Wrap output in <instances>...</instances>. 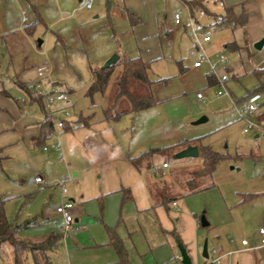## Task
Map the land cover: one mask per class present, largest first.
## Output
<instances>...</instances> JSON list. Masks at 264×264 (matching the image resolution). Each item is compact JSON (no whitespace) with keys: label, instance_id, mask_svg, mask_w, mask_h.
<instances>
[{"label":"rangeland","instance_id":"374dc122","mask_svg":"<svg viewBox=\"0 0 264 264\" xmlns=\"http://www.w3.org/2000/svg\"><path fill=\"white\" fill-rule=\"evenodd\" d=\"M184 1L189 0H111L108 16L105 0H93L91 9L82 8L78 0H0V89L8 95L0 94V99L18 110V99L28 98L17 84L31 83L39 70L47 69L55 88L69 93L67 108L72 117L87 119L75 130L46 141L47 152L29 148L31 173L5 174L0 168V181L23 189L5 195L4 206L8 222L21 225L19 240L40 243L56 230L59 184L66 189L67 198L74 199L72 205L85 208L79 226L100 230L104 236L98 222L102 199L132 184L137 175L128 159L166 149L151 153L144 161L150 171L145 172V182L154 206L163 202L162 198L179 203L177 211L175 205L158 206L170 226L177 228L181 214L193 220L195 234L200 244L207 241L208 250L228 240L238 246L241 239L259 243L257 231L264 227V91L259 93L252 114L243 111L248 96L264 85V46L254 49L264 37V18H253L247 26L233 30L223 24L210 34V44L199 48L188 35L189 27L184 28L188 21ZM31 5L40 18L35 19ZM203 6L208 15L199 25L218 19L226 5L220 0H203ZM124 7L138 15L139 24L132 25ZM176 14L180 24H175ZM24 16L27 22H23ZM35 21L26 33L23 27ZM231 41L237 46L232 51L223 45ZM113 55L149 63L146 75L153 83L143 92L151 96L153 105L132 112L129 103L120 101L106 112L117 88L119 65L112 68L104 93L89 94L92 70L100 69ZM220 55L228 61L227 69L216 64ZM202 57L216 64L215 79L227 75L223 84L227 95L217 96L222 90L217 82L208 85L206 63L193 68ZM196 94L202 98L197 99ZM246 121L254 125L248 133L244 132ZM53 142L60 155L51 149ZM187 142L207 146L223 156L210 178L198 180L199 187L213 186L192 194H188L186 182L191 172L201 167L202 155L174 158ZM180 143L184 144L178 146ZM163 161L168 169L154 176L151 172L160 169ZM36 173L44 184L33 183ZM145 204L149 206V201ZM203 219L207 227L201 226ZM182 227L191 236L184 220ZM164 234L174 246L170 233ZM196 254L192 263L204 264L201 252ZM251 254L255 264H264V247ZM49 256L51 264H88L98 257L85 248L69 252L63 239ZM0 264H15L7 244L0 245ZM21 264H33L31 254L27 252Z\"/></svg>","mask_w":264,"mask_h":264},{"label":"crops","instance_id":"0c3cea01","mask_svg":"<svg viewBox=\"0 0 264 264\" xmlns=\"http://www.w3.org/2000/svg\"><path fill=\"white\" fill-rule=\"evenodd\" d=\"M220 1H223L225 3L226 6H224V8L231 7L235 14H238L241 8H243V10L248 15L247 23L243 27L247 26L250 22H252L253 18L256 19L254 21H257L258 19L261 20V18L262 19L264 18V0H220ZM78 2L81 5V0ZM112 6L113 4L111 2V7ZM30 7L32 8V13L35 16V19L40 18L38 10L37 12L35 10L36 7L33 5H31ZM33 10H35V12H33ZM124 11L125 14L126 11L130 12L133 15L132 18L138 19V22L136 24L140 23V19L136 13L132 12L127 7H124ZM22 14L24 15L25 11H23ZM27 21L28 20L26 18V21L23 22H27ZM226 25H228V27L232 30L236 28H242V27H232L229 24ZM184 28L186 27L184 26ZM210 42H211V38L209 42L201 43L199 48H202V46L204 45L206 46L207 44H210ZM195 47L197 46L195 45ZM141 61L147 63L145 60L141 59ZM202 64L200 65V67L202 66ZM216 64H213V66L216 67ZM200 67H197L196 69ZM183 71L184 70L181 69L180 72ZM209 74L210 73H208V75ZM36 80H38V77ZM44 81L48 82L51 86L55 87L47 74ZM250 96H248V98ZM68 105H69V99L65 107H68ZM17 108L18 110L14 106H12L8 101H4V99H0V168L2 169V171H4L5 174L12 173V174H18L20 176H24L33 171L31 170L32 160L31 157H29V148L31 147L38 148L41 149L43 152H47L48 151L47 148L46 150H43L46 141H54V139L55 140L58 139L63 133L71 132L73 130L62 131L58 133V135L55 138L52 139L46 136V138L42 140L41 135L45 136L48 132V129L43 124L42 112L40 111L38 105L34 102H31L29 99H18ZM72 119L76 122L75 118L72 117ZM82 119L85 118L82 117ZM79 125L80 124L77 123V128L79 127ZM54 145L56 144L53 142L50 146L52 150H53L52 146ZM188 146H196V145L190 143L188 144ZM184 148H180V150ZM12 159H14L15 161ZM164 162L167 163V161H163L162 164ZM22 164H26L27 167L23 166ZM127 164L130 165L132 169L137 173V175L132 177V182H131L132 184L129 183L126 186H122L118 190L112 192L113 195L111 197L108 196L104 198V200L102 199V203L104 204V207L103 208L101 207V209L99 210L98 222L100 223V226L103 229V232L105 234L104 236H101L99 234L100 230L99 231L96 230L95 232H92L90 227L82 228V226H79L78 222L84 219L86 216L84 212L85 208L84 207L78 208L73 205L71 209V214L73 215V221L71 224L70 231L68 232L63 231L62 218L61 216L57 215L60 219V222L58 223V226H56V230L50 233L48 239L40 243H31V242L28 243L44 244L45 255L48 256L49 259H51L49 255L58 247L60 239H63V241H65V244L69 249V252H73L81 248L93 250L96 253V256L98 257L93 262H88V264H117V255L114 249L108 244V235H107L108 230H115V233L122 241L123 246L127 252L129 264H179V263L181 264V259L179 261L175 259V256L179 255L177 244L175 241V238L178 237L188 257L191 260V264H193L192 260L196 258L197 256L196 253H198V251L202 252V245H203V243L200 244V240H198V237L196 235L197 232L195 234L194 231V227L196 226L195 222L193 220H191L190 222V220H188L185 216L181 214L179 219L176 220L177 228L175 226L173 227L170 226L169 222L165 220L163 214L161 213L160 207H158L159 205L162 206L165 205H163L162 202H160L159 204L154 206L150 202L151 199L149 192L147 191V183L145 182V172H150V171L149 169L148 170L146 169L145 162H142L139 164L138 167H135L131 163L130 159H128ZM166 169H168V166L166 168H162L161 165L160 169L153 171L151 173L154 174V176L162 175V171ZM36 176H40L44 181L43 177L39 173H36L33 175L32 178L33 183H34L33 179ZM48 187H51L50 184ZM123 188H127L130 191L131 200L121 205L120 190ZM145 188L147 193H145ZM13 190L17 192L23 191L22 188H18L6 182L0 181V195L3 196L5 201H6L5 195L11 193L10 191ZM52 191H54V189H52ZM66 194L67 191L65 194L60 193V200H59L60 204L64 203L65 201H70L71 203L74 204V199L67 198ZM145 200L149 201V206H147L148 208L145 206L147 205L145 204ZM163 200L164 198H162V201ZM98 204L101 206V202L98 201ZM178 204H179L178 202H175V200L172 199L171 203L170 204L168 203L166 205L168 208L175 205L174 210H176ZM4 206H5V202H4ZM182 220H184L186 224H189V227L192 231L191 236H188L187 230L184 231V228L182 227ZM15 224H17L21 228L20 224L18 223ZM24 225L26 227L30 226V224L27 223ZM167 231L172 236L174 246L171 245V243L165 237L164 233H166ZM171 232H174V235H172ZM242 240H246V239H241V241ZM241 241L239 246L236 245L232 240H228V241H224V243L222 242V244L218 246L219 248L211 247L209 250L207 248L208 258L207 259L203 258L204 260H206L204 264H208L210 257L209 255L211 249L213 248L220 250L222 253H231L230 256H226L222 258L220 264H255L251 252H254L255 250H258L260 249V247H262L260 245V242L258 244L254 242L250 243L246 240L248 245L246 248L241 245ZM35 254L37 255L38 258V264H40V262L41 264H43L41 259V254H39L38 252H36ZM105 256H107V258L104 259Z\"/></svg>","mask_w":264,"mask_h":264},{"label":"trees","instance_id":"16d2710c","mask_svg":"<svg viewBox=\"0 0 264 264\" xmlns=\"http://www.w3.org/2000/svg\"><path fill=\"white\" fill-rule=\"evenodd\" d=\"M184 5L188 8V10L191 13H194V11L201 9L205 12L206 15H208V13L206 12L203 6V0L184 1ZM105 7L107 10V15L109 16V11L111 8V0H105ZM126 14L128 15V18L131 19V21H134L132 25H135V23L138 22L137 18L135 19L132 18L133 15L130 12L126 11ZM247 18L248 15L243 10V8H241L238 14H235L231 7L224 8L222 15L219 17V19L223 24H229L232 27H243L247 23ZM35 23L36 22L23 27L26 33H29L32 30V27ZM224 48L232 51L237 49V46L235 45L234 42H229L224 45ZM116 65H119L120 67L119 76L115 82L117 88L112 96L111 104L107 108L106 112L111 109L113 110L117 105V103L120 101L122 102L125 101L129 103L132 107L131 110L132 112H138L153 105V100L151 96L147 95L146 93L144 94L143 92L145 88L148 89L150 85L153 83L152 81L148 80L146 75L147 73L146 70L148 69L149 63L142 62L140 58H131V59H122V60L119 59L116 62V64L106 69L100 68L98 70H92L89 94H93V93L102 94L105 92L108 83L111 79V76L113 74L112 68ZM206 78H207V83L209 85L216 83V79L214 75H212L211 73L207 75ZM28 84L29 83H18L17 86L21 90H23L24 93L27 95V98L31 102L36 103L40 111L43 112L41 99L32 96V93L27 89ZM59 91L65 93L66 95L69 94L61 90ZM261 91H264V85H261L258 88V91L254 94H259ZM0 94L4 96H8L2 89H0ZM86 120L82 119V117L79 116V118L76 120V123L86 124ZM43 124L47 127V123H43ZM64 131H69V130L65 129ZM45 138L46 135L45 136L41 135L42 140H44ZM181 144L184 143H180L178 146H180ZM188 144L189 143L187 142L185 145H182L181 147L184 148L188 146ZM197 148H198V154L202 155V165L197 170L191 172V178L186 182V186L189 189L188 194H192L213 186L210 183L207 184L206 186L199 187L198 180L202 177L210 178L213 174L215 167L222 160L223 157L222 155L212 151L207 146H202V147L197 146ZM163 150L166 149L149 150L148 152H145L135 158L130 159V161L135 167H138L140 163L144 162L149 158V155L151 153H157ZM145 167L149 168L148 164H146ZM120 192H121V205L131 200V194L127 188L121 189ZM171 200L172 199L169 200L164 199L162 204L165 205L168 202H171ZM4 202L5 199L3 198V196L0 195V245L7 244L11 247L15 264H21L22 257L27 252L31 254L33 264H38V258L37 255L35 254L36 252L41 254V259L43 264H51L49 257L45 255L44 244L42 243L30 244L28 242L21 241L17 238V232L19 231L20 226H18L15 223H9L7 221L4 210ZM171 234L174 235V232H171ZM107 235H108V244L114 249L117 255V264H129L127 252L123 246L122 241L115 233V230H108ZM175 241L176 244H180L183 247L178 237L175 238Z\"/></svg>","mask_w":264,"mask_h":264},{"label":"built area","instance_id":"2783aa9c","mask_svg":"<svg viewBox=\"0 0 264 264\" xmlns=\"http://www.w3.org/2000/svg\"><path fill=\"white\" fill-rule=\"evenodd\" d=\"M93 0H81L82 8L91 9ZM187 8V7H186ZM188 21L187 26L189 27L188 35L192 38L194 44L197 47H200L201 43H206L210 41V34L214 31L221 29L223 23L221 20L213 19L211 23L205 25H199V21L204 18L205 12L201 9L191 13L188 8ZM23 21H26V18L23 17ZM175 24H180L179 14H176L174 17ZM202 63H206L210 69V73L214 74L215 67L206 57L200 58L199 61L193 63V67H200ZM217 63L226 68L228 61L223 55H220L217 58ZM47 69L39 70L37 72L38 80L31 82L27 85V89L32 93V96L42 101V121L47 123L48 132L46 136L50 139L55 138L58 133L64 131L65 129L74 130L77 128V123L72 119V115L65 105L68 103V96L57 90L55 87L51 86L48 82H45ZM217 84L221 86L220 91L217 92V96L227 95L223 84L227 81V75L223 73L221 76L216 78ZM196 98L201 99L200 94H196ZM260 99L258 94H253L248 98V103L244 108L243 113L250 115L255 111L254 104ZM61 105V106H60ZM247 127L244 129L245 133H248L252 128L253 124L249 121H246ZM53 150L60 155L59 147L56 145L52 146ZM43 150H46V147H43ZM168 165L166 163L162 164V168H166ZM34 183L44 184V181L40 176L34 177ZM62 194L66 193V189L62 184H59ZM73 205L70 201H65L61 205L57 206L55 213L62 218V229L64 232H68L71 229V224L73 221V215L71 214V209ZM259 242L262 247H264V227H260L257 231ZM241 245L247 248L246 240L241 241ZM231 253H222L218 249H211L210 257L208 264H220L221 259L230 256ZM175 259L179 261L180 255H176Z\"/></svg>","mask_w":264,"mask_h":264},{"label":"water","instance_id":"95a60500","mask_svg":"<svg viewBox=\"0 0 264 264\" xmlns=\"http://www.w3.org/2000/svg\"><path fill=\"white\" fill-rule=\"evenodd\" d=\"M78 1H80V0H78ZM263 43H264V37L254 45V49L258 50V51L261 50ZM118 59H119V57L117 55H113L102 65L101 69H106V68L116 64ZM196 157H198V149L196 146H188V147L184 148L183 150L179 151L174 156V158H177V159L196 158ZM204 220L205 219H203L201 221V226L206 227L207 223ZM177 249H178V252H179V255L181 258V264H191V260L188 257L185 249L180 244H177ZM201 256L205 259L208 258L207 241L203 242Z\"/></svg>","mask_w":264,"mask_h":264}]
</instances>
